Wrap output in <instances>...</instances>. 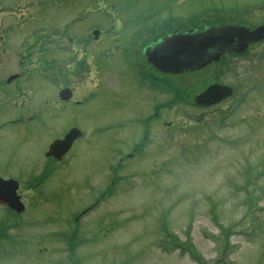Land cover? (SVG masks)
I'll return each instance as SVG.
<instances>
[{
	"label": "rangeland",
	"instance_id": "rangeland-1",
	"mask_svg": "<svg viewBox=\"0 0 264 264\" xmlns=\"http://www.w3.org/2000/svg\"><path fill=\"white\" fill-rule=\"evenodd\" d=\"M116 1L120 9L143 4V0ZM155 1L152 3H157ZM193 1L199 3L198 0ZM217 2L221 0L214 1L216 4L210 3L220 4ZM257 2L260 4L259 0ZM221 4L224 5L223 2ZM164 5L166 7L158 9L157 14L169 12L166 11L169 7L173 10L187 8L182 7L183 3L174 4L175 7L173 3ZM69 8L67 3L62 6V23L72 15H66L71 12ZM201 8L200 4L193 12ZM127 9L117 12L115 19L127 15ZM233 10L248 15L252 22L264 19V7L255 10L237 4ZM185 15L188 14H180ZM54 17L51 16L50 20L58 19ZM246 20L249 19L239 17V22ZM97 22L103 24L105 20L93 14L87 20L68 27L67 31L83 33L85 28L95 26ZM62 43L66 48L72 47L65 39ZM232 69L235 73L222 78L235 82V74H238V79L242 80V85L237 88L242 95L239 109L225 124L209 122L200 125L195 122L205 115L203 110L196 111L183 103L167 109L164 121H174L177 125L164 129L162 147L157 148L159 135L155 134L159 130L153 132L148 146L154 143L157 151L146 150L137 158L130 159L123 170L117 172L119 182L108 201L86 219L79 220L80 231L76 230L78 236L74 243L87 241L84 246L78 244L75 248L78 259L75 263L198 264L188 252L179 248L167 251L157 245L166 237L171 242L193 244L207 264H223L216 260L217 249L223 239H230L229 246L232 247L226 259L237 264H264V59L255 61L252 56L246 57L235 61ZM215 71L208 69L185 77L179 86H189L194 90L206 76L216 77ZM94 77L90 74L87 80L74 82L76 94L89 91ZM105 106L106 96L81 107L66 106L60 114L62 119L53 123L52 130L39 131L30 137L11 135L9 131L15 126L3 123L10 109L0 107V173L7 175L4 169L7 166L4 164L6 151L10 166L7 167L13 176L37 168L49 139L59 136L70 123L89 129L93 122L104 120L101 112ZM105 120H114V117L111 114ZM135 129L134 125L127 139L112 137V141H106L105 138L102 152L94 149L95 153L89 156L82 152L78 141L76 159L65 172L60 173L63 183L54 176L42 186V191L46 186L48 201L41 204V210L29 205L27 212L15 221L11 219V212L5 210L6 214L3 211L4 217L0 214L3 218L0 221H4L3 229L9 240L4 243L0 238V264H74L68 260L66 246L59 234L61 226L64 230L67 219L69 221L85 203L93 202L106 188L110 178L103 179L111 155L130 147ZM57 173L55 171L52 175ZM25 184L26 181L21 188L25 190L24 197L29 199L30 191ZM37 217L38 220H33ZM73 221L74 216L70 223ZM96 224L97 229L102 227L104 231L110 225L111 228L106 233L99 230L98 235L92 234L91 228ZM164 231H171L176 239L161 233Z\"/></svg>",
	"mask_w": 264,
	"mask_h": 264
},
{
	"label": "flooded vegetation",
	"instance_id": "flooded-vegetation-1",
	"mask_svg": "<svg viewBox=\"0 0 264 264\" xmlns=\"http://www.w3.org/2000/svg\"><path fill=\"white\" fill-rule=\"evenodd\" d=\"M2 13L9 15L5 16L7 19ZM12 21L9 11L0 8V91L10 98L14 93L33 86L32 82L37 80L31 78V73L41 66L44 68L49 55L44 27L36 29L31 23L25 22L19 28L17 22ZM17 31L26 32L20 45L13 44ZM10 65L22 74L13 76L16 71L9 68Z\"/></svg>",
	"mask_w": 264,
	"mask_h": 264
},
{
	"label": "water",
	"instance_id": "water-1",
	"mask_svg": "<svg viewBox=\"0 0 264 264\" xmlns=\"http://www.w3.org/2000/svg\"><path fill=\"white\" fill-rule=\"evenodd\" d=\"M166 44L171 43V40H167L165 42ZM170 49L168 50L167 47H164L162 45H160L157 48V61L161 64L163 61V68L165 70H169V71H179L181 69H188V68H193L194 64H189L188 66H185L188 64V61L186 58L181 59L180 61H178V64L176 65H172L170 63V54H169ZM174 66V67H173ZM184 66V67H183ZM61 144L63 146V142H56L55 144L53 143L51 145L50 151L48 153H51V151H54L55 153L57 152V150H59V148L61 147ZM15 188V185L13 187V189ZM10 193V188L4 185L0 184V199H4L7 195H9Z\"/></svg>",
	"mask_w": 264,
	"mask_h": 264
}]
</instances>
